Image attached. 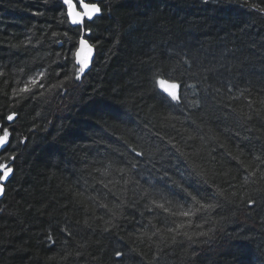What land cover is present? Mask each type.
I'll list each match as a JSON object with an SVG mask.
<instances>
[{"label": "trees", "instance_id": "obj_1", "mask_svg": "<svg viewBox=\"0 0 264 264\" xmlns=\"http://www.w3.org/2000/svg\"><path fill=\"white\" fill-rule=\"evenodd\" d=\"M67 1L0 0V264H264V0Z\"/></svg>", "mask_w": 264, "mask_h": 264}, {"label": "water", "instance_id": "obj_2", "mask_svg": "<svg viewBox=\"0 0 264 264\" xmlns=\"http://www.w3.org/2000/svg\"><path fill=\"white\" fill-rule=\"evenodd\" d=\"M67 17L70 25L74 26L81 22L82 18L92 19L99 13V6L95 3H87L85 1H80L78 5L72 1H67ZM88 33V32H87ZM75 58L78 62L84 61V67L90 66V63L93 58V47L86 43V40L81 38L79 40L78 46L75 51ZM14 115H10L7 118V121L10 122L13 119ZM5 134L0 136V149L3 146L5 141ZM1 176H0V198L4 193V184L11 175L12 169L7 167V164L1 167Z\"/></svg>", "mask_w": 264, "mask_h": 264}]
</instances>
